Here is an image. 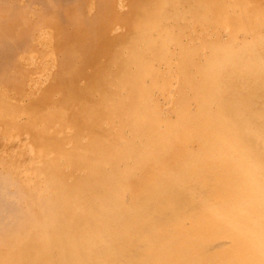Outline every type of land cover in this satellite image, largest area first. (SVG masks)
I'll return each instance as SVG.
<instances>
[{
  "label": "bare ground",
  "instance_id": "bare-ground-1",
  "mask_svg": "<svg viewBox=\"0 0 264 264\" xmlns=\"http://www.w3.org/2000/svg\"><path fill=\"white\" fill-rule=\"evenodd\" d=\"M227 1L138 0L94 83L0 99V264H264V10Z\"/></svg>",
  "mask_w": 264,
  "mask_h": 264
},
{
  "label": "rangeland",
  "instance_id": "rangeland-1",
  "mask_svg": "<svg viewBox=\"0 0 264 264\" xmlns=\"http://www.w3.org/2000/svg\"><path fill=\"white\" fill-rule=\"evenodd\" d=\"M46 1V0H45ZM45 7L41 0H0V45L5 44L0 59V99L10 108H15L21 122L30 120V111L39 105L40 94L48 92L47 102L60 103L65 88L86 86L107 65L106 55L96 50L99 38L123 39L129 42L130 20L133 6L138 0H51ZM180 3L182 1H179ZM229 4L240 3L250 9L264 10V0H228ZM186 24L181 23V29ZM83 29L87 35L84 46L76 51L78 57H71L76 67L65 78L56 80L62 67V52L65 45L77 39L76 29ZM116 28V29H115ZM49 37L45 39L44 34ZM99 34L101 37H98ZM189 35V34H187ZM207 39L225 43L229 36L225 32L207 34ZM264 43V29L259 33ZM42 37V38H41ZM251 38H246L250 42ZM186 42L185 40H183ZM80 56V57H79ZM202 53L200 61L203 62ZM64 66L69 60L65 59ZM71 67V66H70ZM69 67V68H70ZM62 68V71L69 72ZM102 69V70H99ZM264 82V78H263ZM223 84V83H220ZM89 86L88 88L92 87ZM68 89V90H69ZM52 90L54 92L51 94ZM51 94V95H50ZM50 95V96H49ZM39 97V98H38ZM264 101V99H263ZM160 104L164 105L162 99ZM261 105L257 126L264 129ZM246 111V115L251 111ZM41 117H38L40 119ZM258 129V127H257ZM4 125L0 124V133ZM261 129H258L260 131ZM264 131V130H261ZM33 137V135L31 134ZM33 147L34 143L30 142ZM261 147L264 143L261 142ZM22 150L5 149L0 158L22 162ZM13 156V157H12ZM264 213V212H263Z\"/></svg>",
  "mask_w": 264,
  "mask_h": 264
}]
</instances>
